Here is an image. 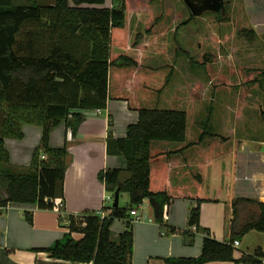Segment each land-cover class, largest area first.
<instances>
[{
    "label": "trees",
    "instance_id": "16d2710c",
    "mask_svg": "<svg viewBox=\"0 0 264 264\" xmlns=\"http://www.w3.org/2000/svg\"><path fill=\"white\" fill-rule=\"evenodd\" d=\"M116 1L118 7L113 8L105 6L106 0H55L52 6L0 0V194H4L0 208L13 202L53 210L59 200L58 221L67 232L34 251L69 262L131 264L129 212L147 200L154 222L168 235H181L186 246L193 244L196 233L203 235L197 257L162 258L165 264H257L263 256L260 248L235 260L232 244L251 230L264 233L263 202L231 198L230 237L224 242L200 226L202 203L228 201L226 178L236 159V141L215 125L217 102H203L193 113L197 101L192 88L191 104L180 103L187 80L194 85L195 80L209 79V67L218 53L217 35L229 19L211 11L196 17L182 0ZM224 1L228 9L235 0ZM209 17L215 20L210 31L216 37L212 38L205 26ZM237 35L249 43L256 39L248 27L238 29ZM243 71L246 81L234 85L240 94L264 91V69L256 66ZM210 91L217 95L213 86ZM109 100L125 101L138 114L123 138H114L109 131L106 139L108 154L124 157L126 168L98 173L107 192L119 188V195L128 194V205L110 207L107 216L65 215L68 142L51 147L50 132L64 122L66 133L74 138L84 112L104 110ZM23 125L41 129L40 144L26 167L10 162L4 143L5 138L21 140ZM122 172L128 173L123 181ZM209 186L218 191L217 196L208 195ZM173 199L196 202L188 211L185 229L165 223L166 207ZM24 217L32 224V214L24 213ZM116 219L124 221L125 230L114 239L110 227ZM73 233L82 237L75 240Z\"/></svg>",
    "mask_w": 264,
    "mask_h": 264
},
{
    "label": "crops",
    "instance_id": "0c3cea01",
    "mask_svg": "<svg viewBox=\"0 0 264 264\" xmlns=\"http://www.w3.org/2000/svg\"><path fill=\"white\" fill-rule=\"evenodd\" d=\"M24 3L26 0H17ZM41 6H52L55 0H31ZM72 5L71 2H69ZM138 119L136 111L129 110L125 101H108L101 111L84 112V120L80 124L74 138L66 133L64 122L55 127L49 136L51 147H62L67 139L69 163L64 179L63 193L65 199V215H79L94 212L107 216L110 212L107 198L113 193L105 190L98 179V173L106 169L126 168L124 157L108 154L106 139L111 131L114 138H123L126 127L135 124ZM23 138L14 140L5 138V147L9 151L10 162L15 166H28L32 154L41 140V129L33 125L22 126ZM264 141L259 142L261 146ZM257 144L253 145V148ZM243 155L242 191L236 186L226 197L227 202H204L200 206V226L209 230L210 235L224 242L230 237L229 224L232 217L231 198L243 197L264 203V150L259 153L249 148ZM219 170V166L216 167ZM216 169V170H217ZM218 175V172L215 171ZM122 175H126L122 172ZM125 177V176H124ZM121 180H125L121 176ZM122 194V193H121ZM120 194V195H121ZM128 205L129 196L126 205ZM4 194H0V197ZM109 204H111V201ZM53 210H39L36 205L10 202L0 208V264H91L69 262L50 258L45 252L34 251L46 248L61 239L67 229L58 221L59 200ZM196 202L188 199H173L166 207L165 223L168 226L185 229L188 211ZM24 213L32 214V224L27 223ZM129 215L133 226V253L131 264H165L162 258L197 257L201 253L203 235L196 233L191 246L184 244L179 234L168 235L153 219V210L147 200L137 215ZM115 239L125 230L123 220H114L111 227ZM193 231L194 228L192 227ZM79 240L80 233H73ZM233 257L238 260L243 255H252L260 248L264 258V233L251 230L238 240ZM205 264H235L234 262H209Z\"/></svg>",
    "mask_w": 264,
    "mask_h": 264
},
{
    "label": "rangeland",
    "instance_id": "374dc122",
    "mask_svg": "<svg viewBox=\"0 0 264 264\" xmlns=\"http://www.w3.org/2000/svg\"><path fill=\"white\" fill-rule=\"evenodd\" d=\"M224 5L226 6L225 1ZM105 6L115 8L118 7V3L116 0H106ZM225 10V16L229 21L227 22L228 24L221 25V33L217 35L218 41L215 50L218 53L216 61L209 67V79L195 80L196 84L194 85L187 80L186 88L184 89L186 91L185 99L181 98L180 103L186 105L191 102L190 100L193 96L191 89L194 88L197 104L191 110L193 113L197 111L203 102L207 103L212 100L213 103L217 102L219 104V109H217L214 117L215 125L220 128L221 134L229 136L234 142L236 141V159L231 162L226 178L228 186L226 197H229L235 186L238 192L242 191V181L237 178L242 177L243 155L246 156L248 146L259 153L262 146L259 145V142L264 141V91L257 89L242 95L234 87L235 84H241L246 81L247 76L243 70L256 66L264 69V0H235L229 3L228 9ZM214 21L213 17L205 19V26L209 30L208 33L211 34V38L215 36L210 31V28H214ZM244 27L255 31L256 39L254 42H246L244 38L240 39L237 35L238 29ZM186 30L187 28L180 31V35H183ZM190 32L193 34L195 31L191 29ZM173 36V32L169 33L171 39ZM209 42L211 44L215 43L212 40ZM212 86L217 92H215L217 94L215 97L210 93ZM2 116L3 114L0 112V120ZM248 137L254 139H249ZM255 144L257 145L253 148ZM197 162L198 159L195 158L194 164H198ZM220 175L221 178L222 173ZM121 176L126 179L128 173ZM207 177L209 178L211 175L207 174ZM215 181L216 177H212V182L215 183ZM207 182L209 183V180H206ZM207 189L210 197L218 195V191L212 189L211 186ZM224 193H222V197L225 196ZM127 199L128 194L122 193L120 195V204L126 205ZM110 201L111 204L107 201L108 207H112L113 197Z\"/></svg>",
    "mask_w": 264,
    "mask_h": 264
},
{
    "label": "water",
    "instance_id": "95a60500",
    "mask_svg": "<svg viewBox=\"0 0 264 264\" xmlns=\"http://www.w3.org/2000/svg\"><path fill=\"white\" fill-rule=\"evenodd\" d=\"M194 16H200L204 12L211 11L219 16L225 15L224 0H182ZM261 150H264L262 144ZM119 201V188L113 193L112 207H117Z\"/></svg>",
    "mask_w": 264,
    "mask_h": 264
},
{
    "label": "built area",
    "instance_id": "2783aa9c",
    "mask_svg": "<svg viewBox=\"0 0 264 264\" xmlns=\"http://www.w3.org/2000/svg\"><path fill=\"white\" fill-rule=\"evenodd\" d=\"M97 111H99V110H97ZM110 200H112V198H107V201H110ZM142 206H143V203L140 204L138 207H136V208L130 210L129 214H130L131 216H137V219H139V218H141V217L144 218L145 216H144L143 214H139V215H137V210H138L139 208H142ZM238 245H239L238 240H235V241L233 242V244H232V246H233L234 249H236V248L238 247ZM257 264H264V258H263V257L258 258V263H257Z\"/></svg>",
    "mask_w": 264,
    "mask_h": 264
}]
</instances>
